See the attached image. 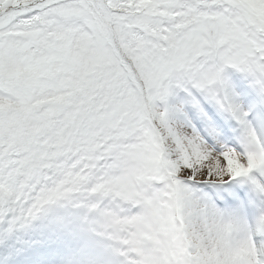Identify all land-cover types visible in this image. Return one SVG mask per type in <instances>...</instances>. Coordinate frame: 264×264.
Returning a JSON list of instances; mask_svg holds the SVG:
<instances>
[{"label": "snow or ice", "instance_id": "1", "mask_svg": "<svg viewBox=\"0 0 264 264\" xmlns=\"http://www.w3.org/2000/svg\"><path fill=\"white\" fill-rule=\"evenodd\" d=\"M0 264H264V0H0Z\"/></svg>", "mask_w": 264, "mask_h": 264}]
</instances>
